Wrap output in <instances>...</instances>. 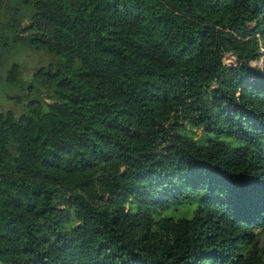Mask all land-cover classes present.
I'll return each mask as SVG.
<instances>
[{
	"label": "trees",
	"instance_id": "obj_1",
	"mask_svg": "<svg viewBox=\"0 0 264 264\" xmlns=\"http://www.w3.org/2000/svg\"><path fill=\"white\" fill-rule=\"evenodd\" d=\"M23 46L0 264H264V0H0V73Z\"/></svg>",
	"mask_w": 264,
	"mask_h": 264
},
{
	"label": "rangeland",
	"instance_id": "obj_2",
	"mask_svg": "<svg viewBox=\"0 0 264 264\" xmlns=\"http://www.w3.org/2000/svg\"><path fill=\"white\" fill-rule=\"evenodd\" d=\"M23 26L27 25L31 21L23 20ZM223 60L227 65L235 64V57L231 53H226L223 55ZM53 61V57L46 53L45 51L35 48H29L28 46H23L17 50L14 54L6 61L3 71L0 73V112L7 110H12L18 112L21 107L20 99L26 101V96L30 93L27 85L21 87H15L8 84L4 80L6 70L10 67L13 62H16L20 66V79L21 81H31L32 74L40 68L46 67L50 62ZM257 70H261L262 61H254L252 63ZM13 97V99H12ZM15 97V98H14ZM201 130H199L200 132ZM63 208L59 206V209ZM193 206H179L177 210L168 211V214L174 217H191L193 214Z\"/></svg>",
	"mask_w": 264,
	"mask_h": 264
},
{
	"label": "water",
	"instance_id": "obj_3",
	"mask_svg": "<svg viewBox=\"0 0 264 264\" xmlns=\"http://www.w3.org/2000/svg\"><path fill=\"white\" fill-rule=\"evenodd\" d=\"M32 25V22H29L27 25L23 26L24 28H29Z\"/></svg>",
	"mask_w": 264,
	"mask_h": 264
}]
</instances>
